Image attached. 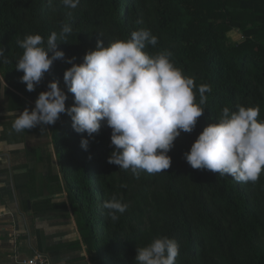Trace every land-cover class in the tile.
<instances>
[{"label": "trees", "instance_id": "1", "mask_svg": "<svg viewBox=\"0 0 264 264\" xmlns=\"http://www.w3.org/2000/svg\"><path fill=\"white\" fill-rule=\"evenodd\" d=\"M65 24L72 32L57 47L74 63L83 62L98 38L107 46L146 29L158 43L144 51L171 52L175 67L194 80L197 103L199 86L212 88L193 131L175 139L168 153L171 166L157 174L140 170L132 178L118 176L119 166L108 163L113 147L106 122L89 137L73 129L66 111L54 124L25 130L46 135L48 130L58 165L57 174L48 171V190L53 196L65 194L58 205H69L90 264H135L137 248L160 236L178 243L175 264H264V172L255 183H241L193 169L184 157L224 107L258 106L257 119L264 120V0H79L75 9L61 0H0V46L5 49L0 73L9 111H21L25 98L35 104L53 80L67 94L66 109L75 103L63 79L71 67L66 59L55 60L31 92L15 68L23 52L18 40L40 34L46 47L51 33ZM232 29L240 31L239 40L229 38ZM82 139L88 141L86 150ZM46 158L50 165V155ZM113 196L128 205L116 220L103 207ZM69 246L81 248V242Z\"/></svg>", "mask_w": 264, "mask_h": 264}, {"label": "clouds", "instance_id": "2", "mask_svg": "<svg viewBox=\"0 0 264 264\" xmlns=\"http://www.w3.org/2000/svg\"><path fill=\"white\" fill-rule=\"evenodd\" d=\"M61 3L75 9L79 0ZM71 32L70 25H63L59 33H51L46 47L42 46L44 39L40 34H29L17 41L23 52L15 68L23 72L20 79L26 90H35L55 60L66 59L71 67L64 71L63 79L75 103L66 109V92L58 81H49L35 106L16 115L10 132L54 124L67 111L73 129L89 137L106 122L113 147L108 163L136 175L140 170L148 174L165 172L171 166L168 153L175 139L181 132L193 131L203 115L201 105L206 103L205 93L212 91L211 86H199L197 103L194 80L175 67L171 52L151 55L144 51L148 45L155 47L158 43L149 30H134L129 39L115 40L107 46L98 38L79 64L73 62L74 58H66L57 47L58 40L67 43ZM4 54L5 49L0 46V60L5 59ZM259 113L258 106L238 105L236 111L224 107L218 121L205 126L184 153L187 163L193 169L231 176L237 182L258 181L264 172V120L257 119ZM4 131L0 125V133ZM87 144L82 139L85 150ZM103 207L116 220L117 213H124L128 205L113 196L104 201ZM178 255V243L160 236L137 248L135 264H175Z\"/></svg>", "mask_w": 264, "mask_h": 264}, {"label": "crops", "instance_id": "3", "mask_svg": "<svg viewBox=\"0 0 264 264\" xmlns=\"http://www.w3.org/2000/svg\"><path fill=\"white\" fill-rule=\"evenodd\" d=\"M0 85L6 98L2 109L11 117L28 105L35 106L25 98L21 111H9L4 94L7 85L1 73ZM2 121L0 116V125ZM11 125L0 133V264H23L35 252L46 254L54 264H90L69 205L67 209L58 205L59 201H66L65 194L53 196L48 190V171L58 173L51 141V150L42 142L28 144L27 136L43 132H10ZM78 240L81 248L69 246Z\"/></svg>", "mask_w": 264, "mask_h": 264}, {"label": "rangeland", "instance_id": "4", "mask_svg": "<svg viewBox=\"0 0 264 264\" xmlns=\"http://www.w3.org/2000/svg\"><path fill=\"white\" fill-rule=\"evenodd\" d=\"M239 34H240V31L236 30V29H232L228 32V36L231 40H239V38H240ZM0 65H1V61H0ZM5 100H6V98L2 95V89H1V85H0V116L3 117V121L1 123V125H3V127L6 131L7 126H9L14 121V119L16 117H11V115L8 112H6L2 109V105H3ZM27 108L29 110H31L32 105H28ZM27 139H28V141H27L28 144H35L38 142H42V144L45 146V148H47L48 150H51L50 140L46 141V135L44 136L43 133L31 134V135L27 136ZM117 172H118V176H122V177H125L124 174L131 177V178L134 177V175H135L131 170H124V169L117 168ZM137 181H139V179H137Z\"/></svg>", "mask_w": 264, "mask_h": 264}, {"label": "built area", "instance_id": "5", "mask_svg": "<svg viewBox=\"0 0 264 264\" xmlns=\"http://www.w3.org/2000/svg\"><path fill=\"white\" fill-rule=\"evenodd\" d=\"M23 264H54L44 253L35 252Z\"/></svg>", "mask_w": 264, "mask_h": 264}, {"label": "water", "instance_id": "6", "mask_svg": "<svg viewBox=\"0 0 264 264\" xmlns=\"http://www.w3.org/2000/svg\"><path fill=\"white\" fill-rule=\"evenodd\" d=\"M47 90V87H46V89H45V91Z\"/></svg>", "mask_w": 264, "mask_h": 264}]
</instances>
